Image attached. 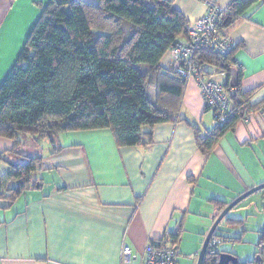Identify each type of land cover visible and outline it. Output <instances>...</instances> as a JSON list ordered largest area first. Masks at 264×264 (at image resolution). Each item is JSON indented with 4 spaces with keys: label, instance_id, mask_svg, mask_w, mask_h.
Listing matches in <instances>:
<instances>
[{
    "label": "crops",
    "instance_id": "crops-1",
    "mask_svg": "<svg viewBox=\"0 0 264 264\" xmlns=\"http://www.w3.org/2000/svg\"><path fill=\"white\" fill-rule=\"evenodd\" d=\"M48 1L0 0V86ZM174 1L191 24L209 3L227 9L234 0ZM228 32L237 42L235 62L243 89L252 92L250 104L264 103V2L252 4ZM171 59L169 51L161 65L173 66ZM217 75L226 82V75ZM181 117L203 131L214 126L196 79L187 82ZM60 145L57 153L48 144L46 152L24 149L43 155L37 175L43 188L13 204L0 199V264H141L149 243L180 226L198 222L196 236H207L196 218L209 212L215 222L214 199L230 204L264 184V107L241 120L210 155L198 149L187 122L156 125L154 142L141 147H118L106 129L63 135ZM13 148V140L0 137V154ZM8 171L0 160V179ZM198 242L187 249L182 236L176 264L199 259ZM125 246L132 249L128 263Z\"/></svg>",
    "mask_w": 264,
    "mask_h": 264
},
{
    "label": "trees",
    "instance_id": "trees-1",
    "mask_svg": "<svg viewBox=\"0 0 264 264\" xmlns=\"http://www.w3.org/2000/svg\"><path fill=\"white\" fill-rule=\"evenodd\" d=\"M256 2L264 0H234L222 14L220 30L228 31ZM189 27L174 0H49L0 86V137L14 141L13 150L0 154L9 166L0 179V199L13 204L24 193L43 188L37 177L43 155L22 151L24 142L42 150L48 144L51 153H57L62 149L61 135L106 129L118 147H141L154 142L156 125L187 122L195 131L198 149L210 155L249 113L263 109V102L250 104L252 92L242 87L236 49L223 55L199 46L196 59L209 66V74H225L230 91L236 70L239 83L230 94L232 108L224 122L203 131L181 117L188 81L161 61L188 37ZM213 201L219 206L216 220L229 203ZM183 233L180 226L162 240H170L178 252ZM238 239L218 226L203 264H219L220 254L228 251H219L218 245ZM238 261L264 264V229L255 257Z\"/></svg>",
    "mask_w": 264,
    "mask_h": 264
},
{
    "label": "built area",
    "instance_id": "built-area-1",
    "mask_svg": "<svg viewBox=\"0 0 264 264\" xmlns=\"http://www.w3.org/2000/svg\"><path fill=\"white\" fill-rule=\"evenodd\" d=\"M225 11L226 9L209 3L208 12L190 24L187 41L175 44L170 50L175 72L187 81L196 79L206 108L215 111V123H222L228 118L232 108L230 94L234 87L230 86V91H228L223 81L208 73L210 69L208 65L199 64L196 53L199 46L208 47L223 55L236 49L237 42L229 36L228 31H221L219 27ZM132 257V249L125 246L123 248L125 263L130 262ZM177 257V249L170 240L151 242L145 249L141 264H175Z\"/></svg>",
    "mask_w": 264,
    "mask_h": 264
},
{
    "label": "rangeland",
    "instance_id": "rangeland-1",
    "mask_svg": "<svg viewBox=\"0 0 264 264\" xmlns=\"http://www.w3.org/2000/svg\"><path fill=\"white\" fill-rule=\"evenodd\" d=\"M18 56L19 53H17L16 55L15 62ZM216 77L217 79L220 78L218 75L215 76V78ZM60 137L63 136L61 135ZM67 141H69V139ZM45 146H47V144H43L44 151L46 152L49 149H45ZM28 148L41 152V148L36 146V144L31 145L29 144V142H27L23 145V151L24 149L27 150ZM212 209L215 210L214 212L218 211L217 206H212ZM196 219H201V225L205 224V226L201 227L204 229V231L202 232L207 235L214 224V220L209 215V212H206L204 216L197 217ZM228 219L242 220L243 222H229ZM196 224L199 223L194 222L193 224H190L189 227L184 229L183 240L185 243V248L190 250L193 248V245L195 244L196 240L199 241V245L201 240L204 243V240L206 238V236H199V233L196 236V233L198 232L197 227H194L196 226ZM219 229L225 232V234L228 236L239 238L236 242H221L218 245L219 250H225L236 254V256L241 262L252 260L255 257V253L257 250V244L260 238V231L264 229V190L254 193L253 195L243 200L232 210H230L226 218L220 223ZM196 263H198V256H196V259L193 262L187 261L185 264Z\"/></svg>",
    "mask_w": 264,
    "mask_h": 264
},
{
    "label": "water",
    "instance_id": "water-1",
    "mask_svg": "<svg viewBox=\"0 0 264 264\" xmlns=\"http://www.w3.org/2000/svg\"><path fill=\"white\" fill-rule=\"evenodd\" d=\"M238 73L236 70L232 72V77L230 81V85L232 87H236L238 85ZM264 190V184L259 185L257 187H254L247 191L245 194L241 195L237 199H235L233 202H231L218 216V218L215 220L213 226L211 227L209 233L207 234L205 241L203 243V247L199 253V259H198V264H203L205 256L207 252L209 251V245L210 242L213 238L214 232L219 226V224L226 218L227 214L229 213L230 210H232L234 207H236L238 204H240L243 200L248 198L249 196L253 195L254 193ZM238 257L229 254L227 252L221 253L220 254V259H219V264H238Z\"/></svg>",
    "mask_w": 264,
    "mask_h": 264
},
{
    "label": "clouds",
    "instance_id": "clouds-1",
    "mask_svg": "<svg viewBox=\"0 0 264 264\" xmlns=\"http://www.w3.org/2000/svg\"><path fill=\"white\" fill-rule=\"evenodd\" d=\"M152 243H155V242H152Z\"/></svg>",
    "mask_w": 264,
    "mask_h": 264
}]
</instances>
